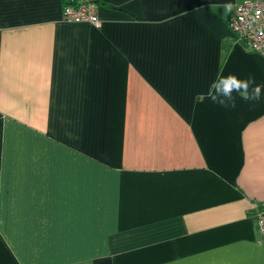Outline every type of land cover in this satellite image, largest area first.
I'll return each instance as SVG.
<instances>
[{"label":"crops","instance_id":"crops-1","mask_svg":"<svg viewBox=\"0 0 264 264\" xmlns=\"http://www.w3.org/2000/svg\"><path fill=\"white\" fill-rule=\"evenodd\" d=\"M97 1L100 27L0 0V264H264L252 0ZM230 74L261 100L214 103Z\"/></svg>","mask_w":264,"mask_h":264},{"label":"built area","instance_id":"built-area-1","mask_svg":"<svg viewBox=\"0 0 264 264\" xmlns=\"http://www.w3.org/2000/svg\"><path fill=\"white\" fill-rule=\"evenodd\" d=\"M95 0H63L62 19L66 22L87 23L100 27ZM229 33L242 45L256 53H264V0L238 3L234 13L227 20ZM251 218L262 239H264V201H253L250 208Z\"/></svg>","mask_w":264,"mask_h":264},{"label":"clouds","instance_id":"clouds-1","mask_svg":"<svg viewBox=\"0 0 264 264\" xmlns=\"http://www.w3.org/2000/svg\"><path fill=\"white\" fill-rule=\"evenodd\" d=\"M250 87L251 91H249ZM234 92L245 100L260 101L262 98V88L255 84L253 78L241 80L231 74L227 77H218L216 81H213L209 86L208 97L222 107L235 108Z\"/></svg>","mask_w":264,"mask_h":264},{"label":"trees","instance_id":"trees-1","mask_svg":"<svg viewBox=\"0 0 264 264\" xmlns=\"http://www.w3.org/2000/svg\"><path fill=\"white\" fill-rule=\"evenodd\" d=\"M94 2H98L97 0H95Z\"/></svg>","mask_w":264,"mask_h":264}]
</instances>
